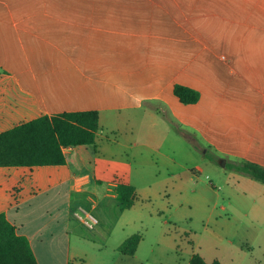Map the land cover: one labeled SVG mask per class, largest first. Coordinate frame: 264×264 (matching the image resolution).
Masks as SVG:
<instances>
[{
	"label": "crops",
	"instance_id": "crops-1",
	"mask_svg": "<svg viewBox=\"0 0 264 264\" xmlns=\"http://www.w3.org/2000/svg\"><path fill=\"white\" fill-rule=\"evenodd\" d=\"M209 1L0 0V133L43 116L95 110L99 131L120 130L132 126V110L156 112L154 103L178 116L174 108L183 105L174 95L178 84L200 93L197 104L186 106H224L210 94L215 91L202 70L208 61L200 59L209 41L200 39L202 31L194 25L205 18L199 13ZM239 2L251 18L264 19V0ZM249 31V76L264 97V43L262 60L253 47L264 24L255 22ZM249 108L252 116L261 109L252 101ZM234 116L239 136L247 128L254 144L256 157L249 161L264 166L257 158L264 155V127L256 118L247 116L246 123L241 113ZM87 151L64 149L61 166L0 167V214L28 239L38 264H106L109 237L103 226L112 231L116 214L124 212L116 189L125 182L92 173ZM79 207L98 218L95 229L74 217ZM126 239L116 248L117 257Z\"/></svg>",
	"mask_w": 264,
	"mask_h": 264
},
{
	"label": "rangeland",
	"instance_id": "rangeland-1",
	"mask_svg": "<svg viewBox=\"0 0 264 264\" xmlns=\"http://www.w3.org/2000/svg\"><path fill=\"white\" fill-rule=\"evenodd\" d=\"M210 1L199 10L205 18L194 25L202 31L200 39L209 41L200 59L208 61L202 70L215 91L210 94L224 106L183 104L174 108V116L154 103L156 112L132 110V126L99 131L98 146L87 147L84 158L92 173L121 180L137 192L132 209L116 214L112 231L103 226L109 237L106 264H189L194 254L208 263L264 264V184L228 167L256 157L248 129L239 136L234 114L244 115L246 123L247 116L256 118L264 127V97L255 91L248 70L249 27L263 25L264 19L251 18L239 0ZM257 40L253 47L262 60L264 34ZM250 100L261 107L255 116ZM136 234L143 239L136 255L117 257L119 244Z\"/></svg>",
	"mask_w": 264,
	"mask_h": 264
},
{
	"label": "trees",
	"instance_id": "trees-1",
	"mask_svg": "<svg viewBox=\"0 0 264 264\" xmlns=\"http://www.w3.org/2000/svg\"><path fill=\"white\" fill-rule=\"evenodd\" d=\"M174 95L184 105L200 101V93L190 87L175 85ZM98 111L65 112L53 117L43 116L0 133V167H42L66 164L64 149L90 147L95 144L100 130ZM229 168L248 174L264 184V166L243 160L229 164ZM121 211L130 210L136 200L135 187L120 183L116 189ZM141 235H132L119 247L124 256L136 254ZM0 264H38L28 239L17 233L4 214H0ZM189 264H222L218 260L208 263L194 254Z\"/></svg>",
	"mask_w": 264,
	"mask_h": 264
},
{
	"label": "built area",
	"instance_id": "built-area-1",
	"mask_svg": "<svg viewBox=\"0 0 264 264\" xmlns=\"http://www.w3.org/2000/svg\"><path fill=\"white\" fill-rule=\"evenodd\" d=\"M74 217L87 229L93 230L99 224L98 218L83 207H79L74 212Z\"/></svg>",
	"mask_w": 264,
	"mask_h": 264
},
{
	"label": "water",
	"instance_id": "water-1",
	"mask_svg": "<svg viewBox=\"0 0 264 264\" xmlns=\"http://www.w3.org/2000/svg\"><path fill=\"white\" fill-rule=\"evenodd\" d=\"M224 164V163H223Z\"/></svg>",
	"mask_w": 264,
	"mask_h": 264
}]
</instances>
